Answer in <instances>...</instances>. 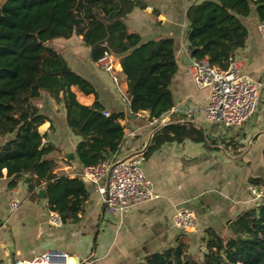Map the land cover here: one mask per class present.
Wrapping results in <instances>:
<instances>
[{"label": "trees", "instance_id": "1", "mask_svg": "<svg viewBox=\"0 0 264 264\" xmlns=\"http://www.w3.org/2000/svg\"><path fill=\"white\" fill-rule=\"evenodd\" d=\"M142 0H0V175L4 169L10 185L28 175L35 195L44 188L51 211L63 222L76 219L89 193L80 175H58L60 149L41 126L48 116L38 101L46 94L66 110V123L80 136L76 145L80 165H97L121 149L125 137L123 113L109 111L94 84L75 71L52 45L57 38L82 37L97 62L105 50L120 59L118 78L126 82L132 112L149 111L159 118L175 106L171 81L177 71L172 37L142 40L127 26ZM255 8L264 20V0H202L190 4L187 40L190 54L206 58L220 69L229 68L237 49L246 43L243 17ZM77 91L93 95L83 103ZM109 114H104V111ZM195 123L170 122L153 135L151 148L167 141L207 140ZM252 183L264 184L262 178ZM228 234L205 230L202 258L189 253L185 237L167 250L148 255L140 264H264V202L242 211L227 224Z\"/></svg>", "mask_w": 264, "mask_h": 264}, {"label": "crops", "instance_id": "2", "mask_svg": "<svg viewBox=\"0 0 264 264\" xmlns=\"http://www.w3.org/2000/svg\"><path fill=\"white\" fill-rule=\"evenodd\" d=\"M142 1L147 7H135L128 15L129 29L144 41L162 37L175 40L178 67L170 85L175 106L163 117L169 116L170 122L195 123L204 129L207 140L167 141L151 148L154 126L132 113L126 82L119 78L117 85L109 72L99 68L81 36L55 39L52 45L75 71L94 84L107 110L123 113L120 122L125 137L117 157L143 153V169L157 196L132 204L124 214L107 215L96 188L81 174L83 165L78 163L76 151L80 136L68 127L63 104L48 96L38 105L49 118L41 129L48 130L49 140L60 149L55 172L70 177L80 175L89 196L76 219L55 226L49 221L46 192L45 198L39 194L44 188L32 196L29 181H25L30 180L28 175L11 186L4 169L0 175V264L31 262L50 249L61 250L81 264L92 255L100 264H140L148 255L175 246L182 237L187 239L189 253L194 255L198 245L203 255L207 228L228 234L229 221L264 202V195L256 201L250 190V185L255 184L252 178L264 180V86L259 89L254 115L243 125L226 127L209 120L205 111L209 90L194 82L187 40V8L202 0ZM242 19L248 36L233 60L242 74L264 81V39L257 30L260 20L255 8ZM121 70L118 58L117 71ZM77 95L83 103L95 99L79 91ZM5 139L0 138V143ZM106 179L100 182L106 183ZM259 186L264 191V184ZM14 199L20 201L16 210L10 206ZM183 209L195 214L186 230L178 229L174 221L175 214Z\"/></svg>", "mask_w": 264, "mask_h": 264}, {"label": "built area", "instance_id": "3", "mask_svg": "<svg viewBox=\"0 0 264 264\" xmlns=\"http://www.w3.org/2000/svg\"><path fill=\"white\" fill-rule=\"evenodd\" d=\"M257 30L264 39V20L258 22ZM190 64L195 84L209 90L205 107L209 120L217 121L226 127L241 126L250 120L257 108L259 89L264 86V81H257L242 74L234 60L226 70L211 65L206 58L196 59L191 56ZM97 65L109 72L118 85L119 78L116 73L118 58L111 51L105 50L103 56L97 61ZM132 113L154 126L155 132L170 122L169 116L152 118L149 111ZM104 114L108 115L109 111L105 110ZM143 161V153H136L125 158L113 155L97 165L83 166L82 174L96 184L107 215L124 214L132 204L157 196L150 179L144 172ZM103 177L107 178L106 183L100 182ZM250 190L256 201L264 195V191L257 184H251ZM10 206L12 210H16L20 206V201L14 199L10 202ZM194 218L195 214L192 210H179L174 216L175 225L178 229L186 230L190 228ZM49 221L55 226H61L63 223L60 214L55 211L50 212ZM19 263L81 264L72 256L57 249H50L31 262ZM82 264L100 263L92 255Z\"/></svg>", "mask_w": 264, "mask_h": 264}, {"label": "water", "instance_id": "4", "mask_svg": "<svg viewBox=\"0 0 264 264\" xmlns=\"http://www.w3.org/2000/svg\"><path fill=\"white\" fill-rule=\"evenodd\" d=\"M188 48L191 49L192 46L189 45ZM68 154H69V157H70V158H73V157H74V155L71 154V151H68ZM81 170H82V168H81ZM81 174H82V173H81ZM25 181L28 182V181H29V178H26ZM85 181L88 182V183H91V184H89V185L92 186V187H94V188H96V184H95L94 182L89 181L88 178L85 177ZM88 188H89V190H91V187H88ZM96 191H97V188H96ZM97 192H98V191H97ZM98 193H99V192H98ZM39 194H40V196H41L42 198H45V189H41V190H39ZM99 195H100V194H99ZM18 264H20V263H18Z\"/></svg>", "mask_w": 264, "mask_h": 264}, {"label": "rangeland", "instance_id": "5", "mask_svg": "<svg viewBox=\"0 0 264 264\" xmlns=\"http://www.w3.org/2000/svg\"><path fill=\"white\" fill-rule=\"evenodd\" d=\"M46 98H48V94H46L41 100L38 101V103H43L46 101ZM194 255L197 257V258H201L202 257V250L199 249V246L197 245L195 248H194Z\"/></svg>", "mask_w": 264, "mask_h": 264}]
</instances>
